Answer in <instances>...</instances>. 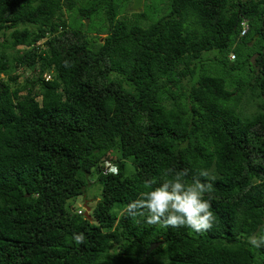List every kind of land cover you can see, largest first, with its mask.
<instances>
[{
  "label": "trees",
  "instance_id": "trees-1",
  "mask_svg": "<svg viewBox=\"0 0 264 264\" xmlns=\"http://www.w3.org/2000/svg\"><path fill=\"white\" fill-rule=\"evenodd\" d=\"M144 2L0 0V264H264V0ZM169 168L210 231L125 213Z\"/></svg>",
  "mask_w": 264,
  "mask_h": 264
},
{
  "label": "clouds",
  "instance_id": "clouds-1",
  "mask_svg": "<svg viewBox=\"0 0 264 264\" xmlns=\"http://www.w3.org/2000/svg\"><path fill=\"white\" fill-rule=\"evenodd\" d=\"M68 66L69 62L65 61V67ZM106 169H110L108 172H116L111 163L105 164L104 173ZM187 175V170L176 172L169 168L161 179L146 181L149 190L142 191L129 203L125 213L137 222L138 218H143L149 226L186 227L198 234L210 231L216 223V217L211 210V197L209 195L205 199V194H210L213 185L211 182H202L201 177L209 181L215 178L210 177L207 170H201L190 184H186L183 177ZM71 239L79 245L84 242L85 236L83 233H73ZM247 243L256 249L264 247V230L248 236ZM159 259L162 264H167L164 256Z\"/></svg>",
  "mask_w": 264,
  "mask_h": 264
},
{
  "label": "rangeland",
  "instance_id": "rangeland-1",
  "mask_svg": "<svg viewBox=\"0 0 264 264\" xmlns=\"http://www.w3.org/2000/svg\"><path fill=\"white\" fill-rule=\"evenodd\" d=\"M145 0H143V3H145L144 2ZM128 2H130L129 0H123V3H124V7L126 8V10H127V8H128V11H132V6L134 5L133 3H134V0H132V5L129 7L128 6ZM154 8H156V9H159V7L158 6H154ZM146 10H147V6L144 8V6H143V9H142V11L141 12H146ZM149 15L152 17V18H154L155 17V15L153 14V12L150 10L149 11ZM149 16V17H150ZM86 23H87V21H86ZM89 23L90 22H88V25H89ZM146 23V22H145ZM144 23V24H145ZM146 25V24H145ZM103 37L104 36H102V39H103ZM212 55H210V57H211ZM230 59L232 60V61H234L235 60V57H234V55H231L230 56ZM213 69V67H208L207 68V71L208 72H210L211 70ZM29 72H24L23 71V75H24V77H26V76H29ZM258 105H259V103H258ZM248 107L249 106H246V105H244V108H245V111H247V113H252V112H254V111H256L257 110V105H255V106H253L252 108H249L248 109ZM114 171H115V169H114ZM100 191H101V186L99 185H93V186H90L89 188H88V190H87V193H88V195L90 196V198L85 202V199H84V197H79L77 200H76V205H77V208L79 207V208H81V207H85V206H87V207H89V209L91 210V208H94L95 206H96V204H97V202H98V200L100 199ZM97 196V198L95 199V197ZM91 207V208H90ZM115 210H118V207H116L115 208ZM86 212V211H85ZM87 213V212H86Z\"/></svg>",
  "mask_w": 264,
  "mask_h": 264
},
{
  "label": "water",
  "instance_id": "water-1",
  "mask_svg": "<svg viewBox=\"0 0 264 264\" xmlns=\"http://www.w3.org/2000/svg\"><path fill=\"white\" fill-rule=\"evenodd\" d=\"M134 5L132 6V11L134 12H141L144 6L143 0H134ZM88 23V20H86ZM87 214L90 211L89 208H87ZM159 244H154L151 246V248L149 249L148 253H150L151 251H153L156 247H158Z\"/></svg>",
  "mask_w": 264,
  "mask_h": 264
},
{
  "label": "built area",
  "instance_id": "built-area-1",
  "mask_svg": "<svg viewBox=\"0 0 264 264\" xmlns=\"http://www.w3.org/2000/svg\"><path fill=\"white\" fill-rule=\"evenodd\" d=\"M247 22H248L247 20H244L243 23H242V28H243L242 35H244L249 29V26H248ZM46 78L49 80V76H46ZM108 171H110V169H106L105 173H107Z\"/></svg>",
  "mask_w": 264,
  "mask_h": 264
}]
</instances>
